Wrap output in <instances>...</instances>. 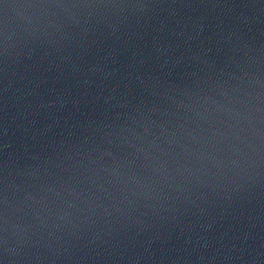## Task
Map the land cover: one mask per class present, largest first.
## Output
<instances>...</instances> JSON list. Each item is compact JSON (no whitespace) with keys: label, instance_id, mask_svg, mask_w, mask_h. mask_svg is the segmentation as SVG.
Listing matches in <instances>:
<instances>
[{"label":"water","instance_id":"95a60500","mask_svg":"<svg viewBox=\"0 0 264 264\" xmlns=\"http://www.w3.org/2000/svg\"><path fill=\"white\" fill-rule=\"evenodd\" d=\"M0 264H264V0H0Z\"/></svg>","mask_w":264,"mask_h":264}]
</instances>
